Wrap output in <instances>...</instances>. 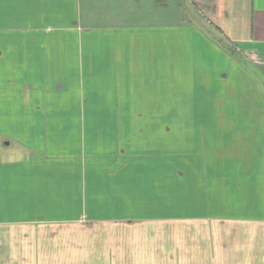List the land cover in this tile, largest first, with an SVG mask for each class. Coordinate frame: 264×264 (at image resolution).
Instances as JSON below:
<instances>
[{
    "label": "crops",
    "instance_id": "obj_1",
    "mask_svg": "<svg viewBox=\"0 0 264 264\" xmlns=\"http://www.w3.org/2000/svg\"><path fill=\"white\" fill-rule=\"evenodd\" d=\"M0 264H264V0H0Z\"/></svg>",
    "mask_w": 264,
    "mask_h": 264
},
{
    "label": "rangeland",
    "instance_id": "obj_2",
    "mask_svg": "<svg viewBox=\"0 0 264 264\" xmlns=\"http://www.w3.org/2000/svg\"><path fill=\"white\" fill-rule=\"evenodd\" d=\"M187 10H189V9H187ZM182 123H183V121H172V128H173V130H176V128H180L182 126ZM172 140L173 141H176V143H179L178 142V140H179V137L178 136H174V137L172 136ZM173 154H176V153H173Z\"/></svg>",
    "mask_w": 264,
    "mask_h": 264
}]
</instances>
